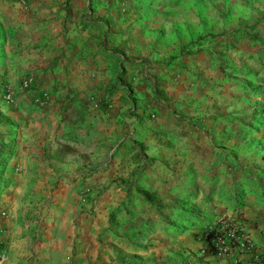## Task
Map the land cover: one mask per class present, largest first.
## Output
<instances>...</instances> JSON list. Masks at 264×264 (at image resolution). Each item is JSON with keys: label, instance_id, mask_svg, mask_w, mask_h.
I'll return each instance as SVG.
<instances>
[{"label": "crops", "instance_id": "0c3cea01", "mask_svg": "<svg viewBox=\"0 0 264 264\" xmlns=\"http://www.w3.org/2000/svg\"><path fill=\"white\" fill-rule=\"evenodd\" d=\"M92 1L0 0V264H246L241 244L209 248L207 230L256 215L264 238V203L229 199L237 173L220 158L253 154L231 144L264 120L232 118L240 108L228 115L206 90L223 74L158 63L172 51H148ZM196 40L185 47L208 42ZM249 57L260 85L264 58ZM173 175L192 210L161 205Z\"/></svg>", "mask_w": 264, "mask_h": 264}, {"label": "rangeland", "instance_id": "374dc122", "mask_svg": "<svg viewBox=\"0 0 264 264\" xmlns=\"http://www.w3.org/2000/svg\"><path fill=\"white\" fill-rule=\"evenodd\" d=\"M91 10H112L110 23H113V28L122 21L125 26L132 28L133 38L145 42L148 51L151 52L152 48L156 47H160L161 51L163 48L165 54L172 51V54L170 53L158 63H172L170 66H177V70L187 69L193 74H201V71L208 75L223 74L222 78L215 81L217 84L206 80L207 84H212L206 88L207 91L218 93V96H225L223 100L218 99L217 106L226 111L230 110L226 112L228 115L233 113L232 108L239 107L240 111L236 112L237 115L232 118H245L251 122L264 120L262 116L264 114V82L254 85L250 80V75L256 70L258 63L256 59L251 60L249 57L264 58V52L260 47V41H264V0H93ZM108 21L107 18L106 22ZM255 22L257 25L254 31H251L249 26ZM147 25L154 27V30L148 31ZM253 32L258 33L257 39L251 37V34H255ZM152 37L154 40H151ZM130 38L127 37V39ZM196 38L194 42L202 39L208 42L200 49L185 47L184 44ZM218 44H227L228 47L222 51ZM175 58L178 59L177 62ZM183 58L185 62L182 61ZM184 63L189 67H185ZM146 70L149 71L150 67ZM232 73H236L234 77H238L240 81H243L244 77L245 79L239 85L238 92L234 91L233 99H230L227 96L232 94V82H236L232 79ZM203 76L206 75L203 74ZM118 77L122 78L124 74H119ZM245 85L253 91H245L243 87ZM246 129L249 132L247 136L241 137L231 146L252 151L253 154L240 159L232 154V148L224 146L220 149V158L227 167L235 168L237 173V181L234 182L237 190L233 193V197L228 196V198L234 202H245L244 198H250L253 199L252 202L258 199V202L264 203V127L261 130L254 125L253 128ZM213 145L216 148L218 146L216 143ZM142 146L135 142L130 143V150L134 151L136 161H142L145 157ZM115 152L114 148L112 154ZM170 179V186L174 188H167L168 183L159 188L161 205L192 210L194 202L185 198V192L173 185L176 181L175 175ZM223 197L221 195V198ZM245 220L246 232L239 233V240L250 238L253 241L264 242L263 237L260 238L257 232L252 231L253 226L258 228L263 221L258 220L256 215ZM221 224L225 225L224 222ZM208 247L211 248V242L208 243Z\"/></svg>", "mask_w": 264, "mask_h": 264}, {"label": "trees", "instance_id": "16d2710c", "mask_svg": "<svg viewBox=\"0 0 264 264\" xmlns=\"http://www.w3.org/2000/svg\"><path fill=\"white\" fill-rule=\"evenodd\" d=\"M256 25H257L256 22L251 24L249 26V29L251 31H254ZM253 33H255V34H251V37L253 39H255V38L257 39L258 33L257 32H253ZM260 43H261L260 47L264 52V41H260ZM222 47H223V49H226L228 47V45L225 44ZM135 64H137V63L135 62L132 65H135ZM243 87H244L245 91H250V92L253 91L251 88H249L246 85ZM157 210L159 213H162L161 209H157ZM119 211H120V208H117L115 211H113L112 214H115L116 212H119ZM171 215H172V212H171ZM173 215H174V213H173ZM186 216H187V218H189L190 215H186ZM178 217H179V215H178ZM191 218L193 219L194 217L191 216ZM195 221L196 220H192V222H195ZM222 221H223V219H220L214 225H212L208 228L207 239L209 241H211V240L213 241V240H220L223 238H228V236H229L228 243L234 247L239 246L241 244V242H243L244 244H243V246H241L240 252L248 254V257L246 259V264H264V243L263 242H254L250 238H248V239L245 238V240H243V241L239 240V233L242 234V230L244 229V222H242V221L236 222L235 220H231V221H227L225 223V225H222L221 224ZM231 234H233V235L230 236ZM211 249H214L212 243H211Z\"/></svg>", "mask_w": 264, "mask_h": 264}, {"label": "built area", "instance_id": "2783aa9c", "mask_svg": "<svg viewBox=\"0 0 264 264\" xmlns=\"http://www.w3.org/2000/svg\"><path fill=\"white\" fill-rule=\"evenodd\" d=\"M29 84V80H25L24 81V86H28ZM46 97V94H43L42 96H36L35 97V101L37 103H41L43 100L42 98ZM4 98L6 100H11V93L10 91L6 92L5 95H4ZM233 234H231L230 236H232ZM228 240H229V236L228 238H223V239H220V240H213V246H214V249H216L217 247V251L218 253H222V252H225L228 248V246L230 245L228 243ZM243 242H241V245L243 246Z\"/></svg>", "mask_w": 264, "mask_h": 264}]
</instances>
